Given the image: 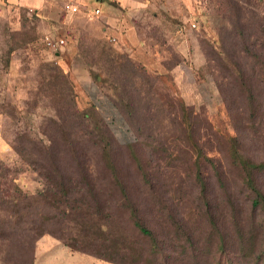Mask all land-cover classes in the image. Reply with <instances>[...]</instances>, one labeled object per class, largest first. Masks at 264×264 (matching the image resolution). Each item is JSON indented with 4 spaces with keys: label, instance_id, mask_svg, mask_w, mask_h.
Listing matches in <instances>:
<instances>
[{
    "label": "rangeland",
    "instance_id": "1",
    "mask_svg": "<svg viewBox=\"0 0 264 264\" xmlns=\"http://www.w3.org/2000/svg\"><path fill=\"white\" fill-rule=\"evenodd\" d=\"M221 2L194 0L200 11L193 21L195 27L191 26L186 35L197 53H191L178 74L150 71L148 77H153L154 93L149 92L148 98L127 84L123 89L121 80L119 86L113 83L115 64L108 56L118 57L124 47H115L110 38L99 41L93 34V21L84 19L76 23L80 29L76 43L79 56L72 60L74 70L65 71L59 65L67 80H58L60 88H70L79 107L82 97L77 90L84 87L94 98L98 95L97 100L109 101L118 115L107 117L108 105L95 110L106 129L93 137L102 138L103 142L93 145L85 141L81 148L88 155L85 164L88 158L90 161L86 170L90 168L93 175V181L88 179V183L95 184L98 201L104 212L110 214L106 227L101 220L95 225L91 214H84L83 222H75L80 214L90 211L86 208L60 217L62 224L46 221L47 214L58 211L49 204L51 193L22 164L13 146L17 145L19 130L29 128L36 133L41 121L51 127L46 128L48 134L55 135L47 114L44 115L48 111L33 105L35 92L44 86L43 79L49 74L44 65L54 60L48 59L50 53L40 39L41 22L34 14L21 10L18 20V15H0V174L8 180L16 178L7 190L20 196V205L23 203L24 207L19 210L24 216L19 223L14 218H0V264H105L66 245L71 236L84 232L93 233L97 244H106V253L116 260L106 261L108 264H264V213L260 204L253 203L255 194L247 187L241 166L230 157L235 146L244 158L264 163V23L261 30L252 26L254 33L237 34L221 11ZM254 8L264 17V0ZM135 14L143 18L141 25L146 32L158 37L168 33L166 18L161 13L159 20L152 18V11ZM245 35L249 43L256 41L259 58L237 51ZM204 36L217 40L218 47L229 50L233 58L229 57L241 63L254 87L255 114L249 112L235 84L224 83L222 93L218 89L204 64ZM66 44H70L69 40ZM85 69L89 83L83 85ZM122 91L125 93L121 94ZM66 93L68 89L64 91L68 101ZM116 94L136 104L144 100L155 102L156 95L166 96L173 111H167L166 104L163 111L147 115L143 105L131 116L122 115L112 101L118 97ZM39 100L48 104L50 99ZM186 111L189 117H184ZM189 119L192 130L187 132L185 125ZM143 121L149 123L150 131L143 129L140 133L136 127ZM65 135L73 138V134ZM4 165L11 172L3 173ZM197 171L204 179V187L197 180ZM252 175L264 194V168L254 170ZM121 186L128 198L138 203V214L151 229L152 238L139 236L124 219L127 212L120 204ZM3 206L1 202L0 217L9 215L3 209H12ZM102 232L110 234L108 240ZM78 240L76 247L82 244ZM125 241L136 242L139 257L120 250ZM152 243H156L153 249Z\"/></svg>",
    "mask_w": 264,
    "mask_h": 264
},
{
    "label": "trees",
    "instance_id": "2",
    "mask_svg": "<svg viewBox=\"0 0 264 264\" xmlns=\"http://www.w3.org/2000/svg\"><path fill=\"white\" fill-rule=\"evenodd\" d=\"M261 1L262 0H222L221 11L225 13L227 20L232 26H234L237 34L242 35L244 31L254 33V30H250V28L255 26L256 29L261 30V23H264V17H260L254 8L258 7V2ZM159 13L166 18L165 25H167V31L171 32L170 34L182 27L180 26L181 23L178 19L171 18L168 14L164 13V11H159ZM148 34H151L156 40V48L161 59V64L167 70L164 74H169L171 67L180 63L184 58L178 51H176L173 44L167 41L166 34L168 33L165 32L160 37L151 32H148ZM242 38L241 47L237 49V51H241L247 57H252L254 55L256 56L255 58H259L256 53V41L254 40L249 43L246 35ZM202 39H205V41H203L204 46L202 49L204 64L207 65L209 69L208 73L216 82L220 92L222 93L223 91L222 86L224 83L235 84L239 89V95L243 100H246L247 109L252 115L255 114L256 110L253 108L254 87L252 82L248 80L249 78L246 77L247 73H244V69L241 68V63L238 60L234 61V59H231L233 58V54H231V52L229 53V50L227 51L223 46L218 47L216 45V43H218L217 40L215 41L208 37ZM109 50L111 51V49ZM109 50H107V52ZM108 60L115 64L112 76L116 77V80H114L113 83L117 86H119L118 81L121 80V86L123 89H125V85L127 84L134 90L138 89L136 92L142 94L144 98H148L149 92H151V95L154 93L151 88L153 77H148L151 70L142 63L135 61L127 51H124L118 55V57L116 56V58L113 57V59L108 56ZM258 65H260L259 62ZM44 66H46L49 74L43 79L44 86L39 87L35 92L33 105L35 108L40 107L48 111L44 113V115L47 114V120L52 124V133L55 135H49L46 128L48 127V129L51 130V127L47 122L43 123L41 121L37 127L36 133L29 128L19 130V132L16 133L17 145L13 146L14 151L19 156L22 164L25 165L28 170L35 173V175L38 176V179L44 182L43 184L48 192L51 193L49 197L51 201H49V204L53 206L55 205L54 207L58 211L53 210L54 212L47 214V222L55 223L57 225L62 224V221L59 220L60 217L68 216V213L71 212H73V214L76 212L77 214L82 212L83 208H86L90 209V211L80 214V216L74 220L75 222L79 219L80 221L83 219V222L85 218L84 214H91L93 215L92 221L95 225H99V220H101L106 227V225H109L107 219H109L110 214L104 212L105 208L102 207L98 201V194L94 191L95 184L88 183V179L93 181V175L91 174L92 171L90 168L86 170L90 161L88 158V164H85L88 155L81 150V148L84 147L83 145L85 141L91 142L93 145H100L103 142L102 138L96 139L93 135L100 130L104 131L106 125L101 117H96L94 113L95 110L99 109L96 104L91 102V105L85 108H79L77 106L74 92L71 91L70 88L65 89H68V94L66 93V95L69 97V100H66V96L64 95L65 90L63 88L61 89L60 84L58 83L60 78L67 83L66 76L63 69L60 68L56 62H47ZM155 73L160 75L158 72ZM261 75H263V72H261ZM145 86L147 89H145ZM122 93L124 94L125 92L122 91L121 94ZM116 96H118L116 100L114 99L112 101L118 107V110L122 115L127 113L131 116L137 111V107H142L143 105L145 106V112L147 115L161 111L163 108H167L166 104L168 105L167 111L169 110L170 113L173 111V107H171L172 105L169 103L166 96L163 97L161 95H156L157 100L155 102H150L151 100L146 102L147 100H144L145 102H142L141 104H136V102L131 100H124L119 94H116ZM40 97L49 98V103H42L39 100ZM180 104L184 106L182 102H180ZM44 115H40V117H43ZM183 115L184 117H189V111H186ZM143 126L146 128H143ZM185 126L187 132L188 130H192V122L190 119ZM66 127H68V130H66ZM136 129L139 130L140 133L143 132V129L150 131L149 123L143 121L142 124L136 127ZM66 133L73 134V138L75 139L65 135ZM102 147H104V145H102ZM102 149L104 150V148ZM104 157L108 158L107 155ZM230 157L236 164L241 166L244 171L246 185L255 194L253 203L255 205L260 204L264 213V194L255 185L252 175L254 170L263 169L264 163L253 162L248 158H244L239 154L235 146L232 147ZM206 160L209 159L207 158ZM2 169L4 170L3 173L11 172L10 167L5 165ZM0 171L2 170L0 169ZM198 171L196 173L197 180L202 187H204V179L201 177L199 173L200 171ZM15 180V177H11L8 180L6 175L2 176L0 174V203H4L3 207L12 208L3 209V211L7 212L9 215L0 218H14L13 220L19 223L21 222L22 217H24L23 213L19 212L20 209L24 208L23 203L20 205V196H16V194L14 195L13 192L7 190L11 187L9 184H11V182L14 183ZM121 190L123 196L120 204L127 212L124 219L135 229V231H137L139 236L152 238L153 233L151 229L138 214V203L128 198L126 195L127 193L123 190L122 186ZM55 202L60 204L61 207H57V204H54ZM102 234L103 236H106L108 240V235L110 234L108 233L107 235V233L104 232H102ZM78 235L71 236L70 243L66 242V245L70 249L79 250L80 252L89 254L109 263L116 262L113 258L115 257L114 255L106 253V244L101 242L100 244H97L98 242L95 239L96 236H94L93 233L84 232ZM77 238L79 239L78 241L82 243L79 247H76L75 244ZM137 244H140V241H138ZM135 245V241H125L122 242L120 250H127L128 255L135 256L137 254L136 257H139L141 252L136 249ZM155 246L156 243L151 244L152 249L155 248ZM98 247L102 248L99 249ZM118 251L119 247L115 248V254L118 253Z\"/></svg>",
    "mask_w": 264,
    "mask_h": 264
},
{
    "label": "crops",
    "instance_id": "3",
    "mask_svg": "<svg viewBox=\"0 0 264 264\" xmlns=\"http://www.w3.org/2000/svg\"><path fill=\"white\" fill-rule=\"evenodd\" d=\"M70 6H76L77 10L72 11ZM96 8L100 10V13L91 17L90 14ZM21 10L34 14L38 21L40 20L42 33L40 39H43L44 35L65 38V44L57 50L46 47L50 53L48 59L56 61L65 71L74 70L72 60L79 56L76 43L79 40L80 29L76 23L87 19L93 21V34L99 40L110 38L115 47L121 48L120 45H122L135 61L142 63L149 70L165 73L167 70L161 64L156 40L142 29L143 18L141 19L135 14L138 11L143 13L152 11L154 20H159V11H165L169 16L181 21L180 26L182 27L179 30L172 34L168 31L166 34L167 41L171 42L176 51L184 58L180 63L171 67L169 73L178 74L182 65L187 64L185 61L192 57L191 53H197L193 52L195 44L186 35L196 19V14L200 11L198 7L196 8L194 0H0V15H18L16 18L18 20ZM68 40L69 45L66 44ZM82 74L81 83L83 85L89 83L87 70L85 69ZM77 91L80 92V98L82 97L78 104L80 108L86 107L91 102L98 108L108 105V112L106 111L108 114L105 113L107 117L118 116L109 101L97 100L99 96L96 95L94 98L93 95L85 91L84 87H82V91L81 87L80 91ZM94 258L108 264L104 260Z\"/></svg>",
    "mask_w": 264,
    "mask_h": 264
},
{
    "label": "built area",
    "instance_id": "4",
    "mask_svg": "<svg viewBox=\"0 0 264 264\" xmlns=\"http://www.w3.org/2000/svg\"><path fill=\"white\" fill-rule=\"evenodd\" d=\"M70 9L75 12L77 10V7L76 6H70ZM99 13H100V10L98 8H96L92 11V13L90 15L95 16V15H98ZM191 26L195 27V24L192 23ZM42 41L47 48L52 49V50H57L65 44V38H63V37H57V38L55 37L54 38L50 35H44Z\"/></svg>",
    "mask_w": 264,
    "mask_h": 264
}]
</instances>
